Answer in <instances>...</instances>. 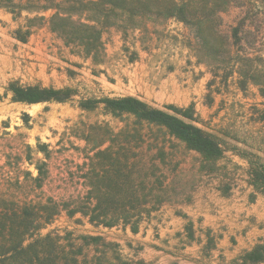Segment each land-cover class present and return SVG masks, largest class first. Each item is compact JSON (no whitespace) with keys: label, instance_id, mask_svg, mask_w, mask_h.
Masks as SVG:
<instances>
[{"label":"rangeland","instance_id":"374dc122","mask_svg":"<svg viewBox=\"0 0 264 264\" xmlns=\"http://www.w3.org/2000/svg\"><path fill=\"white\" fill-rule=\"evenodd\" d=\"M7 6L0 0V191L4 183H14L3 171L14 177L16 168L34 170L5 158L17 152L19 142L34 148L39 140L79 163L81 152L92 155L109 146L103 144L109 132L98 125L116 134L125 119L107 114L102 105L82 110L84 100L134 97L169 114L181 110L191 118L187 122L217 136L224 149L210 174L197 153L155 126L144 127L145 143L134 148L138 166L164 181L166 203L144 218L138 232L93 227L79 216L61 214L40 234L58 229L103 236L116 245V254L106 253L112 264H264V196L249 185L242 156L264 159V48L257 54L245 50L255 60L251 73L256 71L259 85L248 82L243 88L244 78L232 63L199 53L193 32L174 19L127 21L125 31L107 29L101 35L105 56L92 63L75 55L46 25L34 29L26 43L17 41L15 29L35 13L22 10L15 16ZM236 13L222 15L223 30ZM11 82L69 87L76 95L63 103H18L8 91ZM23 114L30 117V128Z\"/></svg>","mask_w":264,"mask_h":264},{"label":"trees","instance_id":"16d2710c","mask_svg":"<svg viewBox=\"0 0 264 264\" xmlns=\"http://www.w3.org/2000/svg\"><path fill=\"white\" fill-rule=\"evenodd\" d=\"M3 1L15 16H20L22 10L35 13L27 20L28 24L15 29L17 41L26 43L34 29L46 25L65 46L74 49L75 55L91 59L92 63L105 56L101 35L107 29L125 31L127 21L153 23L174 19L193 32L199 53L213 57V61L223 59L232 63L244 78L243 88L248 82L259 85L256 71L251 73L255 60L249 59L245 50L257 54L259 47L264 48V0ZM25 3L32 6L25 8ZM231 10L237 12L236 17L223 30L222 15ZM47 11L52 14L39 15ZM8 91L13 102L25 104L63 103L76 95L69 87L41 88L18 82L9 83ZM98 105L107 114L125 119V125L116 134L98 125L99 130L109 132L103 144H110L92 155L81 152L84 153L81 163L63 158L64 153L39 140L34 148L19 142L17 152L6 154L5 158L23 161L34 170L16 168L14 177H10V171L1 173L14 183H4L6 187L0 191V264H112L106 253L113 250L116 254V245L103 236H74L72 231L58 229L45 235L40 232L61 214L69 218L79 216L93 227L129 228L132 233L138 232L144 218L166 203L164 181L153 177L148 168L138 166L134 148L145 143L144 127L155 126L186 150L197 153L201 168H207L208 173L217 169L224 152L222 142L214 134L187 122L191 118L181 110L169 114L134 97L79 102L82 110H92ZM22 121L30 128L28 115L23 114ZM242 156L248 163L249 185L264 196V159ZM114 259L118 260V256Z\"/></svg>","mask_w":264,"mask_h":264},{"label":"crops","instance_id":"0c3cea01","mask_svg":"<svg viewBox=\"0 0 264 264\" xmlns=\"http://www.w3.org/2000/svg\"><path fill=\"white\" fill-rule=\"evenodd\" d=\"M253 192V194L257 195V196H260L258 193L254 192V191H251V193Z\"/></svg>","mask_w":264,"mask_h":264}]
</instances>
